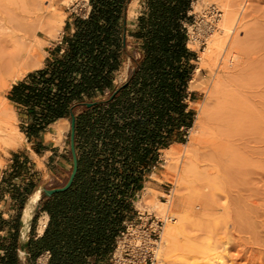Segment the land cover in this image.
Instances as JSON below:
<instances>
[{"label":"trees","instance_id":"trees-1","mask_svg":"<svg viewBox=\"0 0 264 264\" xmlns=\"http://www.w3.org/2000/svg\"><path fill=\"white\" fill-rule=\"evenodd\" d=\"M130 1L89 0L88 15L73 19L74 33L65 32L45 66L8 96L44 124L70 121L81 111L75 116V149L78 136L86 135L78 132L81 121L90 126L92 139L81 154L76 151L71 188L42 196L50 220L44 234L24 246L26 264H34L43 251L50 253L47 264H110L125 223L134 219L132 201L145 173L158 167L160 151L177 142L175 133L191 127L193 112H185L184 99L195 55L186 50L185 29L194 0H143L136 30L128 32L134 24L126 21ZM127 36L138 45L139 59L127 51ZM128 58L127 80L114 88L115 74ZM87 103L95 105L87 108ZM84 114L95 117L93 122ZM35 125L25 128L28 138L36 134ZM18 230L11 242L0 243V264H22Z\"/></svg>","mask_w":264,"mask_h":264},{"label":"rangeland","instance_id":"rangeland-1","mask_svg":"<svg viewBox=\"0 0 264 264\" xmlns=\"http://www.w3.org/2000/svg\"><path fill=\"white\" fill-rule=\"evenodd\" d=\"M43 1H44L43 5L46 4L47 6L48 4L45 2V0ZM52 1L57 11L61 13L65 19L62 30L57 32L55 37H50L48 31L45 28H40L39 25L34 28L35 31L33 29L34 33L36 34L35 37L41 40V45H42L41 55L43 56V62L41 68H43L46 59L51 57L50 52L53 48L51 43H55L61 39L63 35L65 23L69 21L72 24L73 19L75 17L77 16L85 17L90 10L89 0H52ZM226 3L230 4V0H194V2L191 4V11L189 12L190 20L186 24V29H185L186 50L190 54L195 55V58L194 59L191 58L189 61V65L192 66V70L190 71V79L187 83V92L195 94L194 96L195 102L194 104L190 105L193 109L192 111L193 116L191 118V127L188 129L185 128L180 129L177 133H175L177 144L172 145L166 150H162L159 152L160 153L159 165L154 170V175L150 179L152 186H145L144 189L138 193V197H136L134 201L135 202L134 208L138 214L146 215L148 213L152 215L153 218L155 217L163 222V231L160 240L156 246V250H158V252L156 253V257H157L156 264H182L181 255L183 254L182 253L183 238L181 237L183 236V234L181 235V233H183L182 231L183 224H181L182 222L181 217L183 216V214H185V210H186L185 203L189 202V200L193 202V198H194L193 197L194 193L192 192V190L190 189L191 192H189V189H185L184 187L186 183L184 179L185 171L183 170L182 166L184 165V168L185 167L188 168L190 163L191 164L193 163L195 166L194 162L198 160L197 157H199L198 154L200 152L201 142L199 145V141L196 140L198 138H194L195 136L203 137L201 135L204 134V136L212 138L214 137L212 136L214 132L215 134H217L218 136L217 138L221 140L223 144H225L228 141L227 139H224L223 136H225L226 138L228 137L230 138L229 139L230 141H228V143H226L225 145L229 144V148H231L235 144L236 145L238 144V147H236V145L234 146L236 150L237 148L243 149L244 147H245L244 150H246V146H247L249 147L248 149L250 150L249 152H251L252 156H255L256 154V156L253 158L252 156L251 158L248 157V159L250 158L249 159L250 163L254 164L255 168L256 166L258 167V165L264 164V161L262 159L264 158L263 155L264 152H262L264 151L263 150L264 145H262L264 144V133L262 132L263 131L262 129L264 128L263 126L264 112H262L264 106L262 105L264 104H261L264 103V100H262V102L258 104V102H260L261 99H264V0L250 1L245 12L246 14H244L243 16V18L244 17L245 18L241 19L236 34L235 33L231 34L228 31L225 32L220 29V25L223 22V19L227 11L230 10L229 5H227ZM138 9L139 6L137 5V3H134L131 7V12H130V17L132 18V20L136 18L137 16L136 10ZM214 10H218L221 13V16L220 17L215 16ZM231 41L232 44L236 45L233 46L235 47V49L237 48V50L231 49V47L234 48L232 44H230ZM228 47L230 48V52L239 53L237 54L239 55L238 56L239 58L235 60V62L238 61L235 67H234L235 63L233 62V60L231 63L232 57L229 55V53H227ZM129 52L135 53V58L139 59L140 56L138 55V52H134V50L132 49H130ZM183 65H185L184 59L181 61V66ZM41 68H34L31 71L27 72L22 78L13 81L11 83L10 88L4 91L2 93V96L0 97V100H4L1 101V103L4 104L5 100H7L9 103L8 108H10L11 110L9 111V113L12 117L11 121L14 123L13 126L15 127V134H16L13 139L8 140L7 138H5L4 134L0 133V168L7 167V170L10 169V163L6 165L7 161L12 159L14 152L22 153L21 149L24 146H26L25 128L28 125H26L25 118L21 116L20 108L8 100L11 87L17 84L22 79H24L31 72ZM246 73L249 75H247ZM250 73L253 74L251 75ZM192 79H193V83H190ZM249 96H251L252 98ZM242 98L244 101L242 100ZM251 99L254 100L255 103H253ZM255 100H257L258 102ZM246 101L249 104L247 106L248 108H250L249 110H252L255 113L254 115V113L252 112L253 113L252 115H254L252 117L256 118L255 120L257 121V123L255 122V120H253V118H251V115H246L247 112H249L247 114L251 113V111L245 112L247 105ZM242 102L245 107H243V105H240ZM235 106H238V109L240 108L241 111L238 110L239 112H237V110H235L237 107ZM260 107L263 108L261 109ZM243 111L245 112L246 116H250L248 117V119L243 114L244 113ZM241 114L246 118L245 120L247 122L250 121L253 129L251 128L247 130V128H245L246 126L250 128V123L247 124V122H244V117ZM217 115L219 117L221 116L222 119L225 115L226 116L223 120H221V118L219 119L217 118ZM229 115H230V119L228 117ZM232 115L237 116V118L238 116H240V119L242 116L243 122L241 120L242 123L240 122L241 123L240 124L239 122H237L236 120L237 118H234L235 116ZM256 116H259V118ZM232 118H234L236 122L235 121L233 122ZM257 119L259 120V123L261 122L262 124L260 123L259 125ZM225 120L228 122H226ZM238 121L240 120L238 119ZM225 122L227 124H231V126L230 125L229 126L230 128L232 127L233 129L227 128L228 125H225L226 124ZM253 122L256 125H258L257 128L255 127V124H253ZM234 123H236L235 128L238 124H240L237 130L234 129ZM65 128H66L65 129L66 133L64 134L65 148H66L65 150H68L69 132H70L69 125L67 124ZM227 129L229 130L227 131ZM230 130H234V132L232 131L230 132ZM259 131L262 133H259ZM243 132L245 133L243 134ZM249 132L251 134H249ZM227 133L231 135L233 134L232 138L231 135L229 137ZM238 133L240 134L237 135ZM255 134L257 135V138L258 137L260 138L258 139L255 138L256 137ZM234 135L237 136L234 137ZM247 136H250V138L252 137L251 138L252 140L249 137L246 138ZM58 137L59 138L61 137V133ZM245 138L248 139L247 142L249 141L250 142L246 143V140H244ZM235 139L236 140L240 139L239 141L246 143L245 146L243 143L239 141L238 143H236L237 141ZM192 140H194L195 142ZM199 140L201 141L202 139L200 138ZM231 140L232 143L235 140L234 141L235 144H231ZM258 140H260L261 142H259ZM239 145H241V147H239ZM171 147L176 149L175 151L176 153L178 152L177 154L179 156L177 155L178 156L177 162H175L171 166L170 171H172V177L170 180L165 175V173L167 172V161L165 158V153ZM187 147L188 149L186 150ZM251 148H253L252 150L254 151L257 150V151L252 152ZM242 149L239 150V152L243 151L241 152V154L238 151H235L238 152V154L236 155L242 156V153L243 155L244 153H246L247 155L248 149L247 151H244ZM189 150L191 152H189ZM179 151L181 154L179 153ZM186 153L188 154L189 158H186L187 156ZM184 157L186 161L185 160L182 161ZM195 159L197 160L194 161ZM251 159L253 160L256 159V160L252 162ZM257 161L259 162L258 165H257L258 163ZM34 166L36 168H34ZM54 168L57 167L54 166ZM191 168L194 169L193 166H191ZM259 168H256L254 170L261 171L262 169H264V165L261 166L260 169ZM30 170L32 171V173H30V180H32L34 184H36L37 186L42 185L46 188H49L51 187L52 184L58 182L53 175L48 174V169L44 165L43 160L36 159L35 163L32 164V168H30ZM70 171H71V166L69 163L64 165V169L62 170L58 168V172L60 173L59 175H62L63 179H67ZM190 174L191 173L188 174L189 176L188 175L186 176L187 179L189 178L188 180H190L191 182L190 186H193L192 183H194L193 182L194 179H192L193 177H191L193 174L192 175ZM54 175L55 177L60 178L58 174L55 173ZM262 184L263 185L261 189H264V183ZM259 185H261V183H259ZM144 191H149V197L145 201L142 200ZM170 201H171V210L168 213L170 219H167L165 216L166 213L162 212L161 210V208L163 207L161 203H165V207H167ZM182 205H184V207ZM134 217H136V215ZM171 217H174L175 219L171 220ZM193 217L194 216L192 214L190 217L191 221L195 220V217L194 218ZM221 220L219 219L218 221H220L221 223L225 219L223 221ZM42 222L43 220L40 221V226L38 229L39 235L41 234V230L43 226ZM134 222L135 224L138 225L140 221L136 219ZM167 224H170L172 226L173 235L166 243H163L162 238ZM39 263L41 264V262Z\"/></svg>","mask_w":264,"mask_h":264},{"label":"bare ground","instance_id":"bare-ground-1","mask_svg":"<svg viewBox=\"0 0 264 264\" xmlns=\"http://www.w3.org/2000/svg\"><path fill=\"white\" fill-rule=\"evenodd\" d=\"M250 1L251 0H230V4L226 3L227 5H229L230 10L227 11L223 22L220 25V29L225 32L228 31L231 34H236L241 19L245 18H243V16L244 14H246L245 12ZM43 2V0H0V97L2 96V93L4 91L10 88L13 81L22 78L27 72L31 71L34 68L42 67L43 56L41 55V40L35 37L36 34L34 33V28L38 25L40 28H45L48 31L50 37H55L57 32L61 31L63 28L65 18L61 13L57 11L53 1L45 0V2L48 4L47 6L46 4L43 5ZM230 44H232V41ZM233 45L234 44H232V46ZM231 49L237 50V48L235 49V47H231ZM228 51L227 53H229V55L232 57L231 63L233 60V62L235 63V67L236 63L238 62H235V60L239 58V55H237L239 53L230 52L229 47ZM190 83H193V79L190 81ZM262 100L264 99H261L260 102H258L259 99L258 101H255H257L259 104L262 102ZM1 101L4 100H0V133L4 134L5 138H7L8 140H11L16 135L15 127L13 126L14 123L11 121L12 117L9 113V111L11 110L10 108H8L9 103L7 100H5L4 104L1 103ZM252 102L255 103L254 100H252ZM246 103L247 105L245 112L251 111L250 114H247L249 113L247 112L246 115H251V118H253L252 116H254L255 113L252 110H249L250 108L247 107L249 104L247 101ZM240 105H243V107H245L243 102ZM235 107H237L235 110L239 112L238 110H240V108L238 109V106ZM245 112L243 113L244 115ZM252 112L254 113V115H252ZM262 112H264V108ZM246 115L245 117H247L248 119V117L250 116ZM225 116L223 117V119L225 118ZM242 116L241 119L240 116H238V118L237 116H235L234 118H237V122L240 123L242 118L244 117ZM228 117L230 119V115ZM245 117L244 122H247L245 120ZM256 117L259 118V116ZM217 118L219 119L221 118V116L219 117L217 115ZM234 118H232L233 122L235 121ZM223 119L221 118V120ZM238 119L240 121H238ZM255 119L256 118L254 117L253 120ZM255 122L257 123L256 120ZM62 123H65V120H63ZM62 123L60 125H62ZM248 123H250V121H248L247 124ZM56 124L55 126H57L58 131H62L59 123ZM240 124H238L235 128L236 123H234V129L237 130ZM253 124L255 123L253 122ZM225 125H228L227 128H230L231 126V124L227 123ZM255 127L257 128L258 125L255 124ZM245 128H247V130L251 128L253 129L251 123L250 128H248L247 126ZM230 129L233 128L231 127ZM228 130L229 129H227V131ZM262 130V132L264 133V128ZM58 131L56 133H58ZM231 131L234 132V130H230V132ZM262 132L259 131V133ZM244 133L245 132H243V134ZM239 134L240 133H238L237 135ZM249 134L251 133L249 132ZM228 135L230 137L231 134ZM201 136L203 137H194L198 138L196 140L199 141V145L201 142L199 152L200 155L198 154V160H194H197L196 162H194L195 166L193 163V165L190 163L188 168H184V165L182 166L183 170L185 171L184 179L186 183L184 187L185 189H189V192H191L192 190V192L194 193L193 202L189 200V202L185 203V214H183V216L181 217V224H183V230L181 229L183 231V233H181V235L183 234V236L181 237L183 238V254L181 255L182 264H264V189H261L263 185L262 183H264V169H262L261 171L254 170L256 168H259V166L261 168V166H263L264 164L258 165V160V167L256 166L255 168L254 164L250 163L249 159L251 158L252 154L251 152H249V147L246 146V150H244L245 144L250 142H247L248 139L246 138H250V136H247L244 139L246 140V143L239 141L240 139H235L237 141L236 143H238L239 141L244 144V146H242L244 148H241L242 150L247 151L248 149V156L246 155V153H244L246 157L243 155V153L242 156L236 155L241 149H235V140L233 141V143L231 140V144L235 145H231L232 147L230 146L231 148H229V144H227L228 146L225 145L226 143H228V141H230V138L228 137L226 138L225 136H223L224 139L228 140H226L227 142L225 141L226 143L224 142L225 144H223L221 140L217 138L218 136L214 132L212 135L214 137L212 138L204 136V134H202ZM236 136L234 135V137ZM255 136V138H257L256 134ZM200 138L202 139L201 141L199 140ZM258 141L261 142L260 140ZM236 147H238V144L236 145ZM239 147H241V145H239ZM187 149L188 147L186 148V150ZM234 149L238 152H235ZM252 149L253 148H251V151L253 152L254 150ZM175 150L176 149L171 147L165 153V158L167 161V172L165 173V175L170 180L172 177V171H170L171 166L175 162H177L179 156L177 154L178 152L176 153ZM189 152L191 151L189 150ZM241 152L243 151H240L239 153L241 154ZM187 156L186 158H189V156ZM255 156H252V158ZM248 157L250 158L248 159ZM262 159L264 161V158ZM184 160L185 157L182 161ZM255 160L251 159L252 162ZM190 165L193 166L194 169H192ZM189 173H191L190 175L193 174L191 176L193 177L192 179H194V181L191 179L194 182L192 183L193 186H190L191 182L190 180H188L189 178L187 179L186 176ZM259 183H261V185H259ZM40 192V190L36 191L29 198L24 214L25 220L28 219L29 213L37 203L41 195ZM148 197L149 191H144L142 200L145 201L146 199H148ZM161 204L163 205V207L161 208L162 212H165L166 218L170 219L168 213L171 210V201L169 202V205L167 207H165V203ZM182 206L184 207V205ZM192 214L195 217V220L193 221L190 220ZM173 219L175 218L171 217V220ZM219 219L221 221H223L224 219L225 220L220 223V221H218ZM42 223L43 226L41 233L45 227L46 222L44 221ZM172 235L173 228L170 224H167L162 238L163 243H166L170 239V237H172ZM157 252L158 250H156V253ZM39 261L44 264L46 261V255L41 256L39 258Z\"/></svg>","mask_w":264,"mask_h":264},{"label":"crops","instance_id":"crops-1","mask_svg":"<svg viewBox=\"0 0 264 264\" xmlns=\"http://www.w3.org/2000/svg\"><path fill=\"white\" fill-rule=\"evenodd\" d=\"M142 2L143 0H131L129 4L127 5L126 11H125L126 21L132 22V23L134 22V24L128 25L127 27L128 32L129 31L132 32L136 30L135 22L137 18L141 15ZM134 3H137V5L139 6V9L136 10V14H137L136 18L132 20V18L130 17V12H131V7ZM65 27H64V31H63V35L61 39L55 43H51L53 48L50 54L54 51V49L58 45L61 44L65 32L69 34L74 33L73 25L69 21L65 23ZM127 39L129 42L127 51L129 52L130 49L135 50L138 45L134 43V39L131 36H127ZM130 66H131V61L128 58L122 64L119 71L115 74V78L113 81L114 88L119 87L126 82ZM37 70H40V69H37ZM26 77L19 82H23L26 79ZM16 85L17 84L12 86L11 90ZM108 94L109 92L107 91L105 93V96H107ZM194 96H195L194 93L187 92V97L184 99V103L186 104L185 112L193 111L190 105L194 104L195 102ZM20 108L25 110L24 112H22L21 116L25 118L26 125L31 126L33 124H36L35 125L36 134L34 136H31L30 138L26 136V146H24L21 149L22 153L14 152L12 159L7 161L6 165L10 163V169L7 170V167L0 168V243L11 242V237L13 236V233L15 232V227L18 226L19 227L18 242L21 245V247L17 251V257L22 264H26V259L29 256L27 255L24 246L27 244V242L30 239L37 240L38 238H40L44 234L48 226L49 220H50V217L47 214V212L42 211L43 204H44L42 200V196H43L42 189L58 188L55 186L58 185L61 187L66 183L69 176L67 177V179H63V176L59 175L60 173L58 172V168L61 170L64 169V165H66L67 163H69L71 166L70 162L72 161V157L70 154V146L68 150H65L66 148H65V135L64 134L66 133L65 127L67 124L69 125V129H70V121L68 119L59 118L51 123L44 124V123H40L39 121H34L33 118L29 117L27 115L26 107L21 106ZM79 114H81V111H78V113L75 116L77 117ZM86 115L88 114H84V117H86L87 120L90 119L91 122H93L95 117L93 116L91 117V115L90 116H86ZM76 117H75V123H76ZM61 120L62 122L63 120H65V123H62ZM60 122L62 123V125H60L61 124ZM56 123H59L62 131H58L57 126H55ZM89 127L90 126L84 123L83 121H81L80 124L78 125V132L81 133L82 130H85V134H86L84 137L78 136V139L76 142L77 150L76 149L75 150L78 151L79 154H81V152H83V150H85L92 142L91 141L92 139L90 138L91 136H90ZM57 131L59 134L61 132L60 138L58 137L59 134L56 133ZM69 135H70V132H69ZM175 144H177V142L172 143L170 146L175 145ZM36 159L43 160L44 165L48 169V174L53 175L54 178H56L58 182H55L54 184L51 185V187L46 188L42 185L37 186L36 184H34L32 180H30V173H32L30 168H32V164L35 163ZM54 166H56L57 168H54ZM34 168L36 167L34 166ZM155 169H156L155 167H152L150 173H145V176H144L145 180L143 182V188L141 190H143L145 186H152L150 179L153 177ZM55 173L58 174L60 178L55 177L54 175ZM38 190L41 191L40 192L41 195L37 203L34 205L32 211L29 213V215L30 214L31 215L29 216L28 219L25 220L24 214H25L27 202L29 198ZM136 197H138V194H136ZM134 203L135 202L132 201L133 206H134ZM134 211H135L136 217H134L132 222L125 223V225L135 223L134 221L137 219L138 213L136 212L135 208H134ZM41 220H43V222L45 221L46 224H45V227L42 233L39 235L38 229H39ZM0 255H4V251L0 250ZM43 255H46V261L44 264H47L48 259L50 257V253L48 251H43L36 258L34 264H40L39 262L41 261H39V258Z\"/></svg>","mask_w":264,"mask_h":264},{"label":"built area","instance_id":"built-area-1","mask_svg":"<svg viewBox=\"0 0 264 264\" xmlns=\"http://www.w3.org/2000/svg\"><path fill=\"white\" fill-rule=\"evenodd\" d=\"M217 17L221 16L214 10ZM139 224H127L120 233L110 264H156V246L163 231V222L152 215H140Z\"/></svg>","mask_w":264,"mask_h":264},{"label":"water","instance_id":"water-1","mask_svg":"<svg viewBox=\"0 0 264 264\" xmlns=\"http://www.w3.org/2000/svg\"><path fill=\"white\" fill-rule=\"evenodd\" d=\"M95 103H87L85 107L91 108ZM70 154L72 157V169L66 183L58 188L53 189H42V194L46 197H51L55 194L63 193L69 190L73 184L78 170V159L75 150V116L71 115L70 119V137H69Z\"/></svg>","mask_w":264,"mask_h":264}]
</instances>
